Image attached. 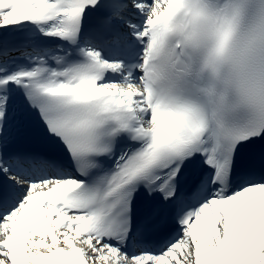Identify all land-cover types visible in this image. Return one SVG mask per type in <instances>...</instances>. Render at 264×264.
Segmentation results:
<instances>
[{
    "label": "snow or ice",
    "instance_id": "6c2138e0",
    "mask_svg": "<svg viewBox=\"0 0 264 264\" xmlns=\"http://www.w3.org/2000/svg\"><path fill=\"white\" fill-rule=\"evenodd\" d=\"M0 264H264V0H0Z\"/></svg>",
    "mask_w": 264,
    "mask_h": 264
}]
</instances>
